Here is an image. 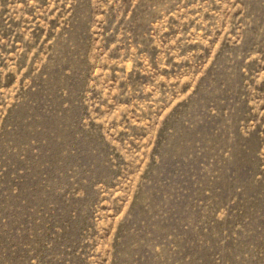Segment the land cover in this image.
I'll list each match as a JSON object with an SVG mask.
<instances>
[{"label": "rangeland", "instance_id": "obj_1", "mask_svg": "<svg viewBox=\"0 0 264 264\" xmlns=\"http://www.w3.org/2000/svg\"><path fill=\"white\" fill-rule=\"evenodd\" d=\"M0 264H264V0H0Z\"/></svg>", "mask_w": 264, "mask_h": 264}]
</instances>
